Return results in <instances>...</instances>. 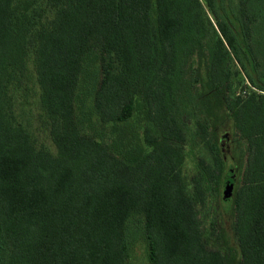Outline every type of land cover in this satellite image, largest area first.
<instances>
[{"label": "trees", "instance_id": "16d2710c", "mask_svg": "<svg viewBox=\"0 0 264 264\" xmlns=\"http://www.w3.org/2000/svg\"><path fill=\"white\" fill-rule=\"evenodd\" d=\"M38 1L0 0V264H133L138 239L148 264H264V33L252 38L251 0H46L42 24ZM28 33L54 153L6 110ZM236 64L254 88L235 93ZM184 82L210 152L190 186ZM227 129L245 142L230 163ZM205 174L231 218L219 247L200 228Z\"/></svg>", "mask_w": 264, "mask_h": 264}, {"label": "rangeland", "instance_id": "374dc122", "mask_svg": "<svg viewBox=\"0 0 264 264\" xmlns=\"http://www.w3.org/2000/svg\"><path fill=\"white\" fill-rule=\"evenodd\" d=\"M222 3L229 2V4H235L236 0H221ZM20 0H14V10L17 8V4ZM40 2V15L37 17L38 23L45 22L46 15L51 13L50 8L46 4V0H39ZM252 10L251 18L253 19V32L252 38L259 37V34L264 33V2L262 0H251ZM204 15L210 16L208 11L204 8ZM153 18V11L151 12ZM262 49L264 47H261ZM34 54H35V42L32 33H28L26 53L24 55L22 66L15 69L12 73V78L7 89L6 110L12 120L21 124L28 132L30 142L37 150L48 151L54 153V145L51 141L48 131L49 121L42 109L39 102V88L34 73ZM239 74L243 77L245 85H238L235 88V93H242L248 88H254L246 79L244 70L236 64ZM190 66H187L184 71V80L188 81L190 78ZM264 80V77H263ZM196 85L191 86L184 82L182 95L177 99L176 111L178 112V118L183 125L189 126L185 128L186 141L184 144V159L181 164L180 170L183 180L185 182L192 183V176L198 172V169L202 166L200 158L208 162L209 149L202 143V139L198 136V133L193 130L194 119L198 116L196 110ZM79 109V108H78ZM77 113V112H76ZM81 113V112H80ZM77 113L80 117L81 114ZM82 121V120H81ZM191 127V128H190ZM228 129L224 130L220 134V144L224 159L227 162H231V150L234 149L237 152L245 149V142L242 138L236 135L230 136ZM206 186L205 193L206 199L199 206L200 228L202 238L208 246L219 247L223 244L222 238L217 236V232L221 229V225L224 226L223 234L233 242L231 236L230 215H222V221L220 219V210L218 202L221 206L225 204V201H219L216 197L214 190L211 188L212 182L205 174L204 177ZM190 186V185H189ZM213 221V222H212ZM211 222L213 225H211ZM221 222V223H220ZM139 221L136 217H130L128 225L136 227ZM219 225V226H218ZM220 227V228H218ZM221 231V230H220ZM224 238V237H223ZM2 249L0 247V253ZM133 264H148L144 245L140 239L135 240L133 245Z\"/></svg>", "mask_w": 264, "mask_h": 264}, {"label": "water", "instance_id": "95a60500", "mask_svg": "<svg viewBox=\"0 0 264 264\" xmlns=\"http://www.w3.org/2000/svg\"><path fill=\"white\" fill-rule=\"evenodd\" d=\"M232 180H233V179H232V176H231V175L227 176V177H226V184H227V185L232 184ZM224 192H226V190H224Z\"/></svg>", "mask_w": 264, "mask_h": 264}]
</instances>
